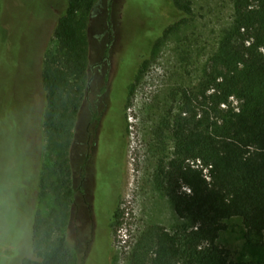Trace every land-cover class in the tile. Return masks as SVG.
I'll return each mask as SVG.
<instances>
[{"label":"rangeland","instance_id":"374dc122","mask_svg":"<svg viewBox=\"0 0 264 264\" xmlns=\"http://www.w3.org/2000/svg\"><path fill=\"white\" fill-rule=\"evenodd\" d=\"M65 3L0 0V230L6 235L0 239L9 242L0 244V264L33 255V215L53 205L38 179L14 167V152L22 150L29 166L47 161L41 71L45 54L58 47L53 31ZM186 6L181 12L172 0H98L88 14L92 82L70 147L77 191L64 228L79 264H128L135 239L148 226L174 231L183 223L162 187V168L174 149L167 120L179 108V91L195 86L217 53L234 0H188ZM105 75L112 84V138L102 130L93 145L89 109L102 107L98 89ZM92 149V165L82 170ZM226 223L217 242L231 260L264 262V234L249 240L241 219Z\"/></svg>","mask_w":264,"mask_h":264},{"label":"trees","instance_id":"16d2710c","mask_svg":"<svg viewBox=\"0 0 264 264\" xmlns=\"http://www.w3.org/2000/svg\"><path fill=\"white\" fill-rule=\"evenodd\" d=\"M97 1L66 0L53 31L58 47L43 59L46 163L29 166L22 150L14 152V167L38 179L53 204L46 214L35 211L33 255L19 264H79L64 228L76 195L70 147L89 79L87 17ZM172 2L188 10V0ZM179 92V108L167 120L174 149L162 168V187L183 223L174 231L148 226L135 239L128 264H264L231 260L217 242L234 217L246 239L264 234V0H234L217 53L199 82ZM118 217L113 212L112 220Z\"/></svg>","mask_w":264,"mask_h":264},{"label":"flooded vegetation","instance_id":"af4514ba","mask_svg":"<svg viewBox=\"0 0 264 264\" xmlns=\"http://www.w3.org/2000/svg\"><path fill=\"white\" fill-rule=\"evenodd\" d=\"M89 70H90V67H89V64H88V71ZM91 82H92V76L89 77V79H88L85 99L87 97L89 84ZM110 89L112 90V84H111V87H110L109 80H108V78L105 75L103 83L100 86V88L98 89V94L102 98V103H103L102 107L100 109H99V107H97L96 110L89 109L90 119L88 121V125H90V124L92 125V129H93V136L92 137H93V141H94L93 145H95L96 139H97V137L100 136L99 134H100V132H102V130L106 131V135L109 134L110 137L112 138V130H111L112 129V124H111V120H112V117H113V113L109 114V110H110V107H111V102H113V100H112V97L110 95L111 94V90ZM85 99H84V101H85ZM88 128H89V126L87 127V130H88ZM88 133H90V131H88ZM93 154H94V149H92V153L91 154H88V153L86 154V156L84 158V161H83V164H82V170H85L88 167H91L93 158H95L93 156ZM83 180H84V178H83ZM83 180H81L80 184H82L84 182ZM75 188H76V191H77V187H75Z\"/></svg>","mask_w":264,"mask_h":264}]
</instances>
